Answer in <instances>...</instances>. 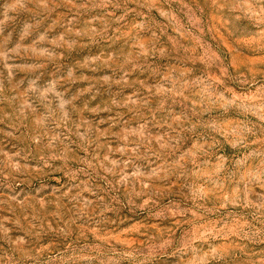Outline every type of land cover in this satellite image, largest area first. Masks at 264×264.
Masks as SVG:
<instances>
[{
	"label": "rangeland",
	"instance_id": "374dc122",
	"mask_svg": "<svg viewBox=\"0 0 264 264\" xmlns=\"http://www.w3.org/2000/svg\"><path fill=\"white\" fill-rule=\"evenodd\" d=\"M0 264H264V0H0Z\"/></svg>",
	"mask_w": 264,
	"mask_h": 264
}]
</instances>
